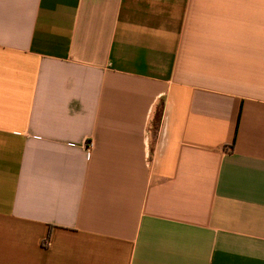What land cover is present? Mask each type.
<instances>
[{
  "label": "crops",
  "instance_id": "0c3cea01",
  "mask_svg": "<svg viewBox=\"0 0 264 264\" xmlns=\"http://www.w3.org/2000/svg\"><path fill=\"white\" fill-rule=\"evenodd\" d=\"M0 264H264V0H0Z\"/></svg>",
  "mask_w": 264,
  "mask_h": 264
}]
</instances>
